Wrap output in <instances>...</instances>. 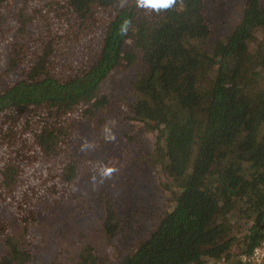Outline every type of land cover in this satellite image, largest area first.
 Wrapping results in <instances>:
<instances>
[{"label": "trees", "instance_id": "obj_1", "mask_svg": "<svg viewBox=\"0 0 264 264\" xmlns=\"http://www.w3.org/2000/svg\"><path fill=\"white\" fill-rule=\"evenodd\" d=\"M238 2L240 15L216 25L204 0H177L159 13L137 7L136 0L123 6L118 0H66L79 21L99 8L115 10L98 57L84 70L56 78L47 72L48 44L26 79L0 88V111L48 108L35 136L51 153L66 132H74L64 117L83 104V119L96 123L97 111L118 100V93L108 95L100 86L114 70L136 64L121 92L129 88L133 97L131 120L163 135L160 166L169 181L160 186L174 204L159 213L154 208L158 216L116 264H247L241 255L264 240V1ZM23 5L15 12L19 19ZM125 20L131 24L121 35ZM63 170L67 184L73 183L74 164ZM16 174L12 163L0 170L5 183ZM106 209L104 228L112 237L116 214L108 203ZM29 256L12 244L0 264L25 263ZM77 260L102 264L90 245L79 250Z\"/></svg>", "mask_w": 264, "mask_h": 264}, {"label": "rangeland", "instance_id": "obj_2", "mask_svg": "<svg viewBox=\"0 0 264 264\" xmlns=\"http://www.w3.org/2000/svg\"><path fill=\"white\" fill-rule=\"evenodd\" d=\"M19 1L0 3V88L26 79L48 44V75L64 79L84 70L98 57L107 23L115 14L111 7L99 8L79 21L66 0H23L24 5ZM125 1L130 0H118V5ZM204 1L206 14L216 25L240 15L238 0ZM18 5H23V19L15 13ZM125 45L132 48V41L126 40ZM131 66L114 70L100 86L108 95L118 93V100L97 111L96 123L83 119L87 108L83 104L64 117L73 122L74 132H66L51 153L35 136L48 110L44 104L0 111V170L8 163L17 168L13 182L5 183L0 175V257L17 244L30 256L16 264H80L79 250L90 245L102 257V264H116L158 216L154 208L159 213L173 207L170 191L160 186L169 181L160 166L163 135L128 116V99L133 97L129 88L121 91L135 71L136 64ZM106 124L112 126L115 142L105 140ZM84 140L94 149L81 151ZM71 164L76 176L67 184L63 169ZM100 164L118 169L103 184L98 177L96 182L92 179ZM107 203L116 214L112 237L104 228ZM214 263L218 264L215 260L203 264Z\"/></svg>", "mask_w": 264, "mask_h": 264}, {"label": "clouds", "instance_id": "obj_3", "mask_svg": "<svg viewBox=\"0 0 264 264\" xmlns=\"http://www.w3.org/2000/svg\"><path fill=\"white\" fill-rule=\"evenodd\" d=\"M137 7L141 9L151 10L153 12L159 13L161 11H167L174 6L177 5V0H136ZM123 6V3L121 4ZM131 21L125 20L121 27H120V34L126 35ZM111 125H114V122H110ZM110 124H106L103 128L104 131V138L108 142H115L116 141V134L112 130V126ZM94 145L84 140L81 145V151H87L88 149H94ZM118 169L114 165L108 164H100V166L96 169V175L93 176V182L97 181V177L99 178V183L103 184L105 180L111 179L113 174L116 173Z\"/></svg>", "mask_w": 264, "mask_h": 264}, {"label": "built area", "instance_id": "obj_4", "mask_svg": "<svg viewBox=\"0 0 264 264\" xmlns=\"http://www.w3.org/2000/svg\"><path fill=\"white\" fill-rule=\"evenodd\" d=\"M241 258L247 264H264V240L255 245L249 254L241 255Z\"/></svg>", "mask_w": 264, "mask_h": 264}, {"label": "flooded vegetation", "instance_id": "obj_5", "mask_svg": "<svg viewBox=\"0 0 264 264\" xmlns=\"http://www.w3.org/2000/svg\"><path fill=\"white\" fill-rule=\"evenodd\" d=\"M84 247H85V245L82 246V248H84ZM82 248H81V249H82Z\"/></svg>", "mask_w": 264, "mask_h": 264}, {"label": "crops", "instance_id": "obj_6", "mask_svg": "<svg viewBox=\"0 0 264 264\" xmlns=\"http://www.w3.org/2000/svg\"><path fill=\"white\" fill-rule=\"evenodd\" d=\"M208 263V262H207Z\"/></svg>", "mask_w": 264, "mask_h": 264}]
</instances>
